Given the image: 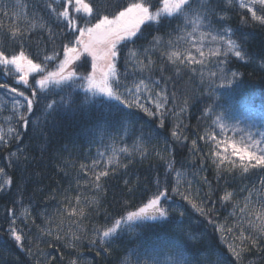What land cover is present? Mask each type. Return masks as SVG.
I'll return each mask as SVG.
<instances>
[{
    "label": "trees",
    "instance_id": "obj_1",
    "mask_svg": "<svg viewBox=\"0 0 264 264\" xmlns=\"http://www.w3.org/2000/svg\"><path fill=\"white\" fill-rule=\"evenodd\" d=\"M83 1L73 30L63 0H0V90L31 105L13 135L0 120V264H264L262 218L242 225L264 209V0ZM137 4L149 19L118 46L108 93L88 88L86 56L37 85ZM19 58L39 67L28 86L3 63ZM239 121L262 154L248 164L219 146Z\"/></svg>",
    "mask_w": 264,
    "mask_h": 264
},
{
    "label": "rangeland",
    "instance_id": "obj_2",
    "mask_svg": "<svg viewBox=\"0 0 264 264\" xmlns=\"http://www.w3.org/2000/svg\"><path fill=\"white\" fill-rule=\"evenodd\" d=\"M65 2L66 18L71 22V27L75 30L77 25V16H89L90 6L83 0H63ZM185 0H164L163 8L171 13L179 9ZM149 19L148 8L142 4L133 5L120 12L113 18L102 19L93 29L83 30L80 34V40L76 45L66 47L58 70L45 74L38 80V86L43 87L56 80V78L67 75L68 66L80 58L86 56L92 61V69L87 76L88 88L101 93H108V80L112 72L116 59V50L120 44L137 35L140 28ZM3 63L21 75L20 82L28 86L30 77L39 71V67L31 63L26 58H19L10 61L3 60ZM68 67V68H67ZM67 68V70H66ZM69 75V74H68ZM25 93H20L14 89L10 91L0 90V120L7 125L9 134H14L12 121L18 123L23 116V109L28 107L31 111L30 103ZM256 115L254 109H249L245 119H252ZM242 120V119H240ZM241 121L235 125H226L221 132V142L219 144L223 155L228 160H237L239 163L248 164L262 156L258 151L257 145L248 144L250 138H245V130L242 128ZM239 135H242L240 137ZM247 132V136H248ZM235 136H237L235 138ZM251 142V141H250ZM252 143V142H251ZM250 212L245 209L243 224H261L264 222V209L259 204H253ZM253 212V213H252ZM251 220L248 222V219ZM235 235L231 238L230 246L239 247V242Z\"/></svg>",
    "mask_w": 264,
    "mask_h": 264
}]
</instances>
